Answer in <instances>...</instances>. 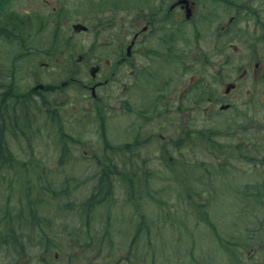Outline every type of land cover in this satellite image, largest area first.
Returning <instances> with one entry per match:
<instances>
[{"label": "rangeland", "instance_id": "1", "mask_svg": "<svg viewBox=\"0 0 264 264\" xmlns=\"http://www.w3.org/2000/svg\"><path fill=\"white\" fill-rule=\"evenodd\" d=\"M4 2L0 111L14 115L3 135L11 154L0 162V264H16L22 247L17 264H264V69L253 72L264 25L252 15H264V0H234L251 8L240 11L234 55L231 46L215 53L221 29L210 34L196 20L172 45L171 64L156 62L153 34L123 64L115 59L126 88L117 81L98 98L81 84L91 81L86 53L100 44L73 28L89 6ZM70 77L81 83L57 97L35 90ZM30 92L57 104L41 114L25 102ZM93 194L100 201L89 204Z\"/></svg>", "mask_w": 264, "mask_h": 264}, {"label": "flooded vegetation", "instance_id": "2", "mask_svg": "<svg viewBox=\"0 0 264 264\" xmlns=\"http://www.w3.org/2000/svg\"><path fill=\"white\" fill-rule=\"evenodd\" d=\"M81 4L89 6L92 15L89 16V18H86L87 20L85 19V22L78 21L75 23L73 28L77 32L88 33L89 36H93L94 43L100 44L96 47V50H93L90 53L87 52L88 54L86 53L85 57L87 60H94L92 62L87 61L86 63L87 66L89 65L91 81L87 84H81L85 87L84 89L91 91L93 98L99 97V90L102 89L108 91L109 86L117 81L120 84L119 92L125 90L126 82L122 83V68L119 69L121 73H118L115 69L117 63L115 59H118V64H123L126 59L135 55V46H137L138 43H142L148 36H152V34L155 35L157 40L160 39V44L157 43V45L152 48V55H155V58H157L156 62L167 61L171 64L173 56L172 45L177 39L184 38L182 35L184 36L185 29H187L191 23L195 24L196 20H200V26L205 25V27H211L213 31H211L210 34L215 35V29H221L219 38L216 39V42H214L215 45H213L215 53H220L223 56L222 47L227 49L231 46L234 55V39L236 40L239 37H243L241 33L235 30V27H238L236 25L238 18L241 17L240 11H248L251 9L250 7H246V4H235L234 0H81ZM250 5L253 6L252 3H250ZM234 7L237 9L235 14ZM258 8H260V6H258ZM119 9L120 14L121 11H123V13L126 12V15L124 14L120 19H116L118 16L117 11ZM130 12L133 13V15H131ZM262 14L263 12L258 9H253L252 15L255 16L257 24L264 25V15ZM127 20L130 22L127 23ZM118 21L120 22V29L115 31L113 27ZM248 24L249 22L246 23L245 28L248 27ZM75 25H79V27L76 28ZM102 27L103 29L100 30ZM174 28L177 29V31H171ZM130 33L133 38L129 41V44L126 45V39ZM242 33L245 34V30H242ZM204 37L207 38L206 32H204ZM120 42H123L124 44ZM222 43L223 45L227 43V45L221 46ZM104 45L108 47H105ZM102 47L109 51L103 54L101 51ZM159 50H165L166 52L159 53ZM78 59L80 61L83 60V56L80 55ZM46 65L48 66L47 63ZM248 66H251V64H248ZM263 69L264 60H259L255 63L253 72L258 75ZM248 71L249 68H245L244 73L241 74L239 79H244ZM117 76H119L118 79H116ZM75 82L81 83V80H76L75 78L70 77V80L63 81L60 85H57V82L53 84L41 83L36 85L35 90L41 89L57 97V88ZM231 84L236 85V88L233 87L230 91H227V85L226 91L222 95L223 98H227L233 94L234 90L239 87V80L232 81ZM3 88L6 90L11 89L8 85H4ZM183 90H185L182 95L184 97L189 89L185 87ZM31 95L32 92L28 93L26 96L31 97ZM6 96H8V93L4 95V101L7 98ZM32 98L33 100L27 99L25 102L29 101L28 104L34 106H36V102H38L37 105H39V107L41 105L43 106L41 114L44 115L46 114V110L51 108V104H57L55 98L52 103L48 102L45 98L44 102H39L38 99V101L35 102L36 99L34 95ZM108 98L109 95L107 99ZM219 101H221V99ZM210 103L215 104L214 99H211ZM222 104L224 103H221L220 105ZM230 105L232 106V104ZM57 110L58 108L56 107L54 113L57 112ZM30 113L31 112H28L29 116H31ZM13 115L14 114L9 115L8 112V116L6 117L4 113L0 111V121L7 124V121H11ZM17 132H20V129H17ZM3 135L4 134L1 135L0 139ZM4 141L6 147L0 146V155H10L8 141L6 139ZM2 165L3 164H0V167ZM12 182L14 183V181H11V183ZM5 245L7 244L5 243ZM252 255L253 253H250V256Z\"/></svg>", "mask_w": 264, "mask_h": 264}, {"label": "trees", "instance_id": "3", "mask_svg": "<svg viewBox=\"0 0 264 264\" xmlns=\"http://www.w3.org/2000/svg\"><path fill=\"white\" fill-rule=\"evenodd\" d=\"M4 0H0V3L1 2H3ZM7 0H5V2H6ZM11 1V0H10ZM4 2V3H5ZM3 3V4H4ZM7 38L9 39V37L7 36ZM22 44V43H21ZM17 45H19V43L17 42ZM263 80H264V75L261 77ZM260 78V79H261ZM29 100V99H31V100H33V98L32 97H30V96H26V98H25V100ZM53 115V114H52ZM5 125L6 124H4L3 123V121H0V137H1V135L2 134H4L5 133ZM5 139H3V136H2V138L0 139V146L1 147H6V145H5V141H4ZM61 148H65V149H67V144L65 145H62V146H60ZM106 148H108V146L106 147ZM8 160H9V155H0V162L2 161V162H4V163H6V162H8ZM27 167V166H26ZM26 167H24V168H26ZM113 170V169H112ZM259 194H264V190H262L261 192H259ZM262 196H264V195H262ZM94 197V198H93ZM95 197H96V195L95 194H93V196L92 197H90L89 198V201H87V202H89V204H92L91 203V201H95L96 203H98L100 200H97V199H95ZM102 200V199H101ZM88 204V203H87ZM18 249V248H17ZM19 250V249H18ZM26 249L24 248V247H22V248H20V250H19V253L18 254H20L19 255V257L22 255V257H24V254H25V251ZM19 257H17V261H16V264L17 263H19L18 261H20V259H18Z\"/></svg>", "mask_w": 264, "mask_h": 264}, {"label": "water", "instance_id": "4", "mask_svg": "<svg viewBox=\"0 0 264 264\" xmlns=\"http://www.w3.org/2000/svg\"><path fill=\"white\" fill-rule=\"evenodd\" d=\"M75 27L78 28L79 25H75ZM94 73H95V71H94ZM233 87H235V85L229 84L228 88H227V91H230ZM228 107H229V105H223L221 108L224 109V108H228Z\"/></svg>", "mask_w": 264, "mask_h": 264}]
</instances>
